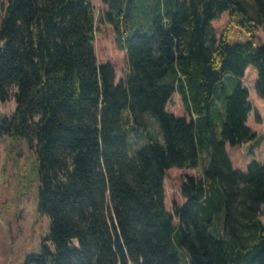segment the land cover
I'll use <instances>...</instances> for the list:
<instances>
[{"label": "trees", "instance_id": "16d2710c", "mask_svg": "<svg viewBox=\"0 0 264 264\" xmlns=\"http://www.w3.org/2000/svg\"><path fill=\"white\" fill-rule=\"evenodd\" d=\"M101 1L100 13L93 0L2 4L0 101L16 108L0 138L36 154L50 220L26 264H264V163L234 170L225 149L254 137L242 80L254 65L264 99V45L218 42L211 28L227 13L253 37L264 0ZM102 23L126 52L118 84L97 59ZM175 93L187 116L167 111ZM203 151L202 175L183 176L187 203L168 212V171L197 168Z\"/></svg>", "mask_w": 264, "mask_h": 264}, {"label": "rangeland", "instance_id": "374dc122", "mask_svg": "<svg viewBox=\"0 0 264 264\" xmlns=\"http://www.w3.org/2000/svg\"><path fill=\"white\" fill-rule=\"evenodd\" d=\"M7 1L0 0V25L3 17L2 4L6 5ZM239 1L253 4L252 0ZM93 3L98 13L105 8L101 0H93ZM254 24L256 28L254 36L251 37L231 25L227 13H221L211 21V28L218 42L225 36L231 46L248 41H253L256 46H263L264 21ZM116 38V32L111 25H99L96 37L97 59L99 63L108 62L113 66L115 83L118 84L125 79L128 65L126 52L117 45ZM256 82L257 69L250 65L245 72L244 85L249 90L253 111L246 124L254 137L240 145L232 146L226 143L225 146L232 168L242 172L247 171L248 164L254 159L264 163V99L256 93ZM15 108L14 99L0 101V120L3 116L11 115ZM167 109L176 117L187 116L181 97L177 93L173 95ZM258 116L260 120L257 119ZM217 139L221 140L219 127ZM207 157L208 153L203 151L197 168H171L168 171L164 179L165 207L168 212L173 213L174 203L180 207L187 203V199L180 193L183 176L200 177L206 168ZM37 166L36 154L25 140L0 138V264H26L30 256L40 253L44 239L49 233L50 220L37 206ZM262 210L264 214V204ZM261 220L264 223V215Z\"/></svg>", "mask_w": 264, "mask_h": 264}, {"label": "crops", "instance_id": "0c3cea01", "mask_svg": "<svg viewBox=\"0 0 264 264\" xmlns=\"http://www.w3.org/2000/svg\"><path fill=\"white\" fill-rule=\"evenodd\" d=\"M242 81H243V83H244V78H243V80H242ZM245 87H246V86H245ZM248 119H249V117H248Z\"/></svg>", "mask_w": 264, "mask_h": 264}]
</instances>
